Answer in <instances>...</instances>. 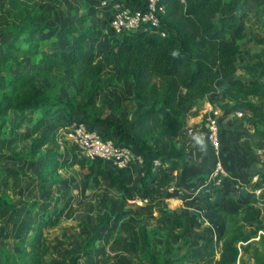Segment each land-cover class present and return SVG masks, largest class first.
<instances>
[{
  "label": "trees",
  "instance_id": "16d2710c",
  "mask_svg": "<svg viewBox=\"0 0 264 264\" xmlns=\"http://www.w3.org/2000/svg\"><path fill=\"white\" fill-rule=\"evenodd\" d=\"M82 1L89 7L90 0ZM133 1L138 3L136 7L142 8V0ZM257 1L264 9V0ZM160 3L165 10L161 19L165 35L159 30L139 34L127 32L106 43L101 41L102 31L87 24L86 16L81 19L80 26L50 29L40 21L45 16L43 11L30 8L27 0H8L6 17L0 27V147L7 137L11 113L32 112L37 119L31 125V145L18 156L38 162L44 182H49V178L60 170L79 165L88 172L87 182L92 180L94 184H99L101 178L109 177L114 187L124 186L132 195L155 199L163 196V191L173 183L174 172L190 164L186 146L177 147L173 143L186 125L184 105L197 107L219 92L223 100L233 102L236 109L249 115V125L256 136L264 140V104L250 101L252 96L262 93L264 81L257 76H238L241 41L246 31L243 20L251 12L247 9V0H161ZM115 13L116 9H110L104 15L108 23ZM46 29L64 38L65 46L54 44L51 50L43 47L38 35ZM96 42L100 44L101 51L90 54L88 45ZM28 57L37 65L40 77H52L49 90L38 84L36 73H21L24 66L22 59ZM65 72L70 74L78 91L85 92L86 101L81 109L77 101L61 97ZM106 72L111 82L130 83L137 102L144 106L127 133L115 125L110 129L113 134L110 131L103 133L101 125L85 118L79 122H89L105 137L112 136L120 143L126 142V136L130 139L135 137L132 147L144 157V163L139 168L142 177L136 186L129 184L126 178L128 170L107 169L99 166V162H87L77 154L62 160L56 152L44 151L51 140L41 132L50 124L60 128L73 124L77 121L74 114L79 109L91 119L90 108L96 105L100 81ZM182 92L183 102L180 100ZM167 139L169 148L165 149ZM155 160L159 161V167H155ZM254 188L264 189V174ZM214 190L218 194L220 189L216 186ZM244 198L247 203L240 211L224 202H217L220 213L231 222L221 239H204L194 263L237 264L240 242L244 238L257 237L264 231V197L248 192ZM0 209L16 210L17 207L0 198ZM65 210L66 207L54 211L55 219L46 217L39 223L30 242L31 253L41 243L42 229L54 227ZM171 218L161 254H156L153 249V235L145 216L134 210H123L108 217L111 225L102 240L109 243L121 233H132L139 258L146 264L188 262L187 255L181 259L174 257L171 237L174 231H188L191 225L182 215ZM98 236L94 233L87 240L85 252L94 253ZM23 257L11 255L6 261L8 264H42L41 257L34 253L29 259ZM78 260L79 257H76L70 264H78ZM257 261L261 262L259 258Z\"/></svg>",
  "mask_w": 264,
  "mask_h": 264
},
{
  "label": "rangeland",
  "instance_id": "374dc122",
  "mask_svg": "<svg viewBox=\"0 0 264 264\" xmlns=\"http://www.w3.org/2000/svg\"><path fill=\"white\" fill-rule=\"evenodd\" d=\"M115 1L117 4L121 2V0ZM27 2L33 10L39 9L45 13L40 21L50 29L63 28L67 25L80 26L81 19L86 16L87 24L95 30L102 31L101 33L112 31L109 26L102 29V25L108 23L103 13L111 4V0H90L89 7H86L85 1L82 0H27ZM261 5L257 0H247V9L251 12L243 20L246 31L241 41L240 64L244 66L241 67L240 72L245 74L246 78L257 76L255 73H258V79L264 81V9ZM7 6L8 0H0V27L6 17ZM50 29L42 30L38 35L42 46L48 50L53 49L54 44L57 47H64V38L56 36ZM97 51H101L100 44L96 42L88 45L90 54ZM22 61L24 66L21 73H36L38 84L45 90H49L52 77H40L38 67L33 63L32 58H23ZM107 74L106 72L100 81L101 89L98 91L96 105L90 108L91 119L80 110L86 101L85 92L78 91V86L67 72L64 73L65 86L62 88L61 97L77 101L80 108L74 114L77 121L85 118L93 124L101 125L103 133L110 131L112 125L127 133L144 105L137 102L130 83L111 82ZM183 95L184 92L180 95L182 102ZM258 99L264 101V94ZM211 103L222 111L239 110L235 108L233 102H231L232 107L225 105L221 98ZM246 115L241 120L246 119ZM36 119L37 116L29 111L20 114L12 112L7 137L0 147V198L6 199L17 207L16 210L0 209V264H8L6 259L11 255H24V259H29L33 253L41 257L42 264H70L76 257H79L78 264H146L145 260L139 258L132 233H121L109 243L102 240L111 225L108 217L123 210L138 211L145 216L147 227L153 235L152 246L156 254L164 251V241L167 228L172 221L171 216H184L191 225V229L188 231L178 229L172 233L171 237L175 249L174 257L181 259L182 256L187 255L188 262L182 264H197L194 260L201 252L204 239L216 241L223 237L231 220L220 213L218 204L212 197V193L216 191H213L214 186L210 185L212 184L210 173L217 156L207 139L211 148V168L209 175L204 178V183L208 184L202 192L205 197L197 199L198 194L193 198L185 196L186 200H183V196L176 194L179 188L178 183L181 181L176 179L184 175L185 170L190 166L188 164L183 170L174 172L175 180L163 191V196L150 199L132 195L124 186L114 187L109 177L101 178L99 184H94L92 180L87 182L88 172L79 165L60 170L49 178V182H44L39 170L40 164L18 156L31 145L30 130ZM61 128L50 124L48 128L42 130L41 134L51 140L44 151L56 152L60 159L68 160L76 153L71 143L61 134ZM110 132L113 134L112 131ZM124 138L132 146L135 137L132 136V140L128 136ZM222 142L223 138L220 158L225 165L227 159L230 164L233 163V150L236 155L239 152L243 154L242 150L236 148L228 150V154L224 153ZM173 143L178 147L177 139H174ZM185 146L187 158L192 162L194 157L190 154V145ZM164 148H169L168 139L165 140ZM250 150L256 154H264V146L261 145L254 146ZM247 155L251 156V154ZM252 157L255 158V154ZM98 164L111 169V165ZM234 167L232 164V173H234ZM229 172L231 174V171L226 170L227 175L222 176L224 179L218 186L220 190L217 191L224 190L229 193L223 197L224 201L233 209L240 211L245 205L242 200L239 201L237 197H233V193L239 195L244 182L234 181V176L238 174L234 173L235 175L232 174L229 177ZM141 177L142 172L139 168L128 169L126 178L130 185L136 186ZM248 183L250 179L246 180V184ZM251 187L249 192L253 193V187ZM255 196L264 197L262 194ZM65 207L63 216L54 227L42 229L41 243L31 253L30 242L39 223L46 217L55 219L52 212L60 211ZM31 209L32 212H30ZM94 233H98L100 238L94 253L88 254L84 251V246ZM258 258L261 262L257 261ZM237 264H264V231L257 237L244 238L240 242V256Z\"/></svg>",
  "mask_w": 264,
  "mask_h": 264
},
{
  "label": "crops",
  "instance_id": "0c3cea01",
  "mask_svg": "<svg viewBox=\"0 0 264 264\" xmlns=\"http://www.w3.org/2000/svg\"><path fill=\"white\" fill-rule=\"evenodd\" d=\"M139 2V1H138ZM119 4H125L129 6H137V2L133 0H122ZM133 4V5H132ZM118 4L115 0H111V4L107 6L105 9V13H103V17L110 9H115V7ZM105 19V18H104ZM105 24V23H104ZM110 27V23H107L105 25H102V29L104 30L107 27ZM112 30V29H111ZM247 34V33H246ZM245 36V34H244ZM103 39L101 41H105L106 43H110L113 38L118 37L113 31L111 33H106L105 31L102 33ZM242 46V45H241ZM242 56V55H241ZM240 56V58H241ZM240 58L238 62V66L240 68L238 75L240 77L246 78L245 74H242L241 67L244 66L240 64ZM258 76V73H255ZM220 84H224L223 82H220ZM230 85V83H227ZM264 90L260 95L252 96L250 98V101L255 104H262L264 101H260L258 98L260 96H263ZM217 98H221V101H224V104L231 106L232 103L228 102L226 100L222 99V95L217 92L212 94L204 103L197 107H190L187 105H184L183 110L185 112V121L186 126L184 130L181 132L180 136L177 138V142H179L178 147L181 146V144L190 145L189 149L191 150V153L193 155V160L190 162V166L185 170L184 175L182 177H177L176 180L179 181V188L178 193H176L178 196L182 197L183 200H186L185 196H189L190 198L195 197V195L200 197H205L203 195V190L206 189L207 183H204V178L209 175V171L211 168V148L208 145L206 138L204 137L206 135L207 127L206 122L204 118V114L206 111V108L209 104H212L211 102H215ZM243 104H246V101H242ZM221 112V118H220V124H221V132H222V138H223V150L224 153L228 154V150L231 148H236L237 150H242L243 154L239 152L238 155L235 154V151L233 150V163L234 164V173L238 174L237 176L232 173V164L228 162V159L226 162V170L231 171V174L229 172V177L233 175L234 181L236 182H244L240 188L239 195L233 193V197H237L239 201L242 200V203L246 205V200L244 198L245 193L249 192L250 186L254 188V185L257 181H259L262 178V174H264V157L263 153H253L250 149L254 146L257 147V145L264 146V141L256 136L254 133V129L248 124V118L249 115L245 114L247 117L244 120H241L237 116L238 112H242L240 110H230V111H222L218 106L216 107ZM244 115V116H245ZM188 131H192V135H188ZM246 148V149H245ZM247 154H251V156H248ZM253 158L252 156H254ZM224 156V155H223ZM237 157V159H236ZM240 167H239V166ZM213 167V165H212ZM231 167V168H230ZM133 169V168H132ZM179 174V173H177ZM178 176V175H177ZM224 179L223 177H221ZM238 178V179H237ZM250 179V183L246 184V180ZM251 187V188H252ZM212 190V189H211ZM261 194L264 196V189H260ZM201 193V194H200ZM208 193V192H207ZM225 195H229L226 191H218V194L212 193V197H214L213 200L216 202H224L227 204L225 199L223 197ZM232 195V193H231ZM260 198V197H259Z\"/></svg>",
  "mask_w": 264,
  "mask_h": 264
},
{
  "label": "built area",
  "instance_id": "2783aa9c",
  "mask_svg": "<svg viewBox=\"0 0 264 264\" xmlns=\"http://www.w3.org/2000/svg\"><path fill=\"white\" fill-rule=\"evenodd\" d=\"M142 8L118 4L116 13L110 22L112 31L120 36L124 33L139 34L147 30H159L165 35L161 28V19L164 15V7L161 0H142ZM239 118L244 117L243 112H238ZM206 139L217 156L216 162L211 169L210 181L214 187L220 186L222 176L226 174V167L221 160V112L218 108L209 104L205 111ZM61 134L69 141L75 153L87 162H99L111 165L117 170H128L141 168L144 157L133 149L127 142H118L114 137H105L100 130L90 125L89 122L76 121L71 125L63 126ZM192 135V131H189ZM155 167H159V161L155 160ZM208 185V184H207ZM255 195L261 194L260 189H253Z\"/></svg>",
  "mask_w": 264,
  "mask_h": 264
}]
</instances>
